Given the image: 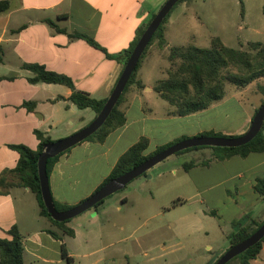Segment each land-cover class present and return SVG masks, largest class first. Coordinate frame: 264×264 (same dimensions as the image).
Returning <instances> with one entry per match:
<instances>
[{
  "label": "crops",
  "instance_id": "crops-1",
  "mask_svg": "<svg viewBox=\"0 0 264 264\" xmlns=\"http://www.w3.org/2000/svg\"><path fill=\"white\" fill-rule=\"evenodd\" d=\"M8 1L9 10L0 14V177L19 162L11 145L22 144L36 151L40 141L35 131L55 141L80 131L97 116L90 108L79 109L70 100L73 91L67 86L31 83L34 74L23 65L45 66L70 77L76 90L107 100L123 65L69 34H85L108 53L119 54L131 46L167 0ZM173 17L166 23L165 51L176 46L167 37ZM48 20L67 33L56 31ZM164 50L152 45L146 54L137 75L144 89L131 87L120 107L125 125L105 142L85 141L59 158L49 176L54 201L76 206L89 198L141 138L148 139V155L182 137L221 133L198 118L227 103V95L209 109L188 116L171 115L174 108L159 102L154 91L157 81H152L150 72L165 61ZM25 103H35L34 110L24 107ZM247 104L241 106L243 121L221 134L241 136L249 130L261 102L255 98ZM173 157L99 207L70 220L66 226L74 236L41 215L30 189L13 187L0 192V238L13 239L10 231L17 228L24 264H215L230 249L228 237L234 222L249 217L248 229L264 222V201L254 189L256 180L264 179V152L243 158L255 161L253 168L245 171L235 160L239 156L218 161L213 152L211 159L193 161L197 166L189 170ZM207 161L208 166L200 165ZM63 247L70 261L63 257ZM250 264H264V244Z\"/></svg>",
  "mask_w": 264,
  "mask_h": 264
},
{
  "label": "trees",
  "instance_id": "trees-1",
  "mask_svg": "<svg viewBox=\"0 0 264 264\" xmlns=\"http://www.w3.org/2000/svg\"><path fill=\"white\" fill-rule=\"evenodd\" d=\"M185 1L187 0H181L166 17L143 53L137 68L133 72L122 96L119 99L118 104L107 119L106 123L86 141L103 143L113 131L125 125L126 116L125 113L120 109L121 104L123 103L125 96L131 87L135 86L137 89H144L142 82L137 79L138 71L142 65V62L150 47L155 43L156 40H158L159 47L161 49H164L168 45L165 39L164 26L170 19L171 14L177 8V6ZM241 5L243 6L242 0ZM9 8L10 3L8 0H0V14L7 12ZM155 15L156 14L152 15L144 27L139 31L131 46L119 54L108 53L93 38L85 34L75 32L69 34V36L72 39L85 40L90 46L104 52L108 59L121 63L124 68L140 38ZM47 23L56 29V31L67 33L65 29H60L54 22L48 20ZM168 60L171 63H174L175 61L179 62L175 65L176 68H170L167 71L166 79L156 83L154 91L160 96L162 100L174 108V111L171 112V115L174 116H188L199 113L209 109L213 104L222 101L226 96V82L237 86L238 88H246L253 82L264 78V42H251L249 43L248 51H242L227 47L220 38H213L211 40L210 48L207 49L196 46H190L186 48L174 46L170 48ZM1 61L2 53L0 51V62ZM23 68L31 71L34 74V76L29 79V81L33 84L40 82L47 84H60L72 89L73 94L70 100L75 105H77L79 109L90 108L98 115L107 101L96 100L90 97L88 94L76 90L74 81L70 77L64 74L49 71L45 66L38 64H24ZM230 69H233L234 71H230ZM0 81H2L1 77ZM259 91L264 95V86H259ZM263 104L264 99L260 106L256 109L254 116ZM24 107L30 111H33L35 108V103H25ZM35 134L40 141L39 148L36 151L22 144L10 146L11 149L18 152L20 159L15 169L5 172L0 177V192L5 193L6 190L13 187L30 189L36 196L41 209V215L46 217L52 224L61 229L66 235L74 236V231L66 226L69 221L57 222L53 220L45 208L41 196L40 181L38 176V159L43 147L46 144L53 142V140L39 131H35ZM199 136L231 137L213 131L204 132ZM186 139L189 138L182 137L171 144L160 147L154 153L146 155L145 152L148 149L149 142L147 138H141L120 157L111 175L106 179L103 185H105L110 180L129 172L135 167H138L152 156ZM204 148L206 147L191 148L179 152L177 155ZM212 149L214 150V158L218 161H225L235 156L246 158L252 153H262L264 152V127L257 137L245 146L239 148ZM71 150L72 149L48 161L47 173L49 176L59 158L62 155L69 153ZM209 164L210 161L200 163L202 166H208ZM195 166H197L195 162H190L185 163L183 168L185 170H189ZM8 175L12 176L11 180L7 179ZM254 189L264 201V179H257ZM54 202L56 209L60 212L67 211L74 207L59 204L56 201ZM103 203L104 201L100 202L95 208L99 207ZM248 221H250L249 217L233 223L234 231L228 237L230 241V248L249 238L264 224V222L255 223V227L253 229H248L246 226ZM10 233L13 236V239L8 240L0 238V264H24V246L22 243V236L16 227L12 228ZM50 234L54 238H60L54 232H50ZM263 244L264 239L232 261L239 259L240 264H250V262L256 259L260 254ZM62 255L67 260H71L65 247H63ZM232 261H230L228 264H231Z\"/></svg>",
  "mask_w": 264,
  "mask_h": 264
},
{
  "label": "rangeland",
  "instance_id": "rangeland-1",
  "mask_svg": "<svg viewBox=\"0 0 264 264\" xmlns=\"http://www.w3.org/2000/svg\"><path fill=\"white\" fill-rule=\"evenodd\" d=\"M242 3L243 6L241 0H187L179 4L171 14V17L174 16L172 19L174 24L168 27L167 37L178 47L196 46L203 49L210 48L213 38H220L227 47L248 51L249 43L264 42V0H242ZM164 27L166 34V24ZM153 45L156 50L159 49L158 40ZM169 52L170 49L161 52L165 61L159 67L155 66L150 72L153 82L164 80L167 78V71L170 68H176L175 65L179 61L171 63L168 60ZM161 67H164V72ZM230 71L234 70L230 69ZM249 86L247 93H244V88H238L226 82V100L229 101L209 111L203 117H199L198 120L216 127L221 133L224 129L237 126L244 119L241 106L248 105L247 103L255 98L260 99V102L264 99V95L259 91V86H264V78ZM158 100L161 104L166 105L165 101ZM60 139L63 138L55 139V141ZM213 152L212 148L206 147L176 154L173 160L179 163L181 161L183 166L185 163L211 159ZM235 160L242 163V171L252 169L255 163L253 157L247 161L241 157H237ZM238 262H240L239 259H236L231 264H238Z\"/></svg>",
  "mask_w": 264,
  "mask_h": 264
},
{
  "label": "water",
  "instance_id": "water-1",
  "mask_svg": "<svg viewBox=\"0 0 264 264\" xmlns=\"http://www.w3.org/2000/svg\"><path fill=\"white\" fill-rule=\"evenodd\" d=\"M180 1L181 0H167L160 8V10L156 13L155 17L152 19L151 23L149 24L135 49L133 50L116 86L107 99L103 109L96 116V118L88 126L81 129L80 131L63 139L48 143L43 147L38 159V176L40 181L41 196L45 208L47 209L53 220L57 222H67L95 208L97 204L106 200L117 192L124 190L135 179L145 175L154 167L166 161L168 158L178 154L179 152L198 147L239 148L250 143L262 131L264 127V104L258 109L256 115L252 120L249 130L245 134L236 137L198 136L183 140L152 156L143 164L135 167L134 169L121 175L120 177L110 180L89 198L74 206L73 208L62 212L56 209L54 198L51 193L49 175L47 173L48 161L85 142L106 123L107 119L118 104L119 99L122 96L133 72L137 68V65L147 46L151 42L152 38L158 31L159 27L162 25L166 17ZM263 239L264 224L249 238L239 243L238 245L231 247L215 264H228L230 261L240 256L251 247L261 242Z\"/></svg>",
  "mask_w": 264,
  "mask_h": 264
}]
</instances>
